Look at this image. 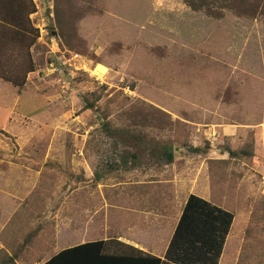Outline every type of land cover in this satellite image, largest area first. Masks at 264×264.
Listing matches in <instances>:
<instances>
[{"label":"rangeland","instance_id":"1","mask_svg":"<svg viewBox=\"0 0 264 264\" xmlns=\"http://www.w3.org/2000/svg\"><path fill=\"white\" fill-rule=\"evenodd\" d=\"M222 2L33 0L35 71L21 89L0 79V173L86 161L110 211L123 175L205 178L234 214L237 264H264V0ZM53 31L76 69L50 65Z\"/></svg>","mask_w":264,"mask_h":264},{"label":"crops","instance_id":"2","mask_svg":"<svg viewBox=\"0 0 264 264\" xmlns=\"http://www.w3.org/2000/svg\"><path fill=\"white\" fill-rule=\"evenodd\" d=\"M56 41L51 38L48 44L52 52L60 48ZM79 160L69 169L57 170L46 161L35 171L0 173L6 187L0 186V264H45L64 250L97 242L103 243L104 254L154 257L161 264H237V244L231 238L235 217L212 198L210 181L199 177L190 182L171 172L156 178L149 169L132 173L130 182L123 175L110 211L101 176L93 177L91 167ZM31 178L38 180L31 185ZM191 196L233 215L218 258L214 248L224 217L218 222L199 203L189 211V236L175 235Z\"/></svg>","mask_w":264,"mask_h":264},{"label":"trees","instance_id":"3","mask_svg":"<svg viewBox=\"0 0 264 264\" xmlns=\"http://www.w3.org/2000/svg\"><path fill=\"white\" fill-rule=\"evenodd\" d=\"M184 1L190 4L192 7H195L197 10L203 9L205 6H214V4H219L220 8H223V6L226 4L222 2L223 0ZM35 12L36 6L33 3V0H0V79H3V81L10 83L19 89L25 85L27 76L35 71L33 64L34 62L30 53L39 37L38 29L34 28L30 20V16ZM52 37H55V39L60 42L59 39L61 38L54 31L52 32ZM63 38L64 37L62 36V39ZM16 47L20 49V53L18 55L21 57V60H23L24 63H21L17 66L15 65V68L9 67V65L6 64L4 56L7 57L9 48L13 49ZM59 47L60 49L63 48L61 45H59ZM12 57L13 56L10 58L7 57L6 59L10 61ZM108 131L111 135H114V132L111 131V129H108ZM118 131V129H115L116 134ZM163 156L167 157L170 161L172 160V152L168 149H165ZM195 202L207 209L218 222L221 217H224L223 230H220L219 240L214 248L216 249L214 251V256L215 258H218L225 237L227 236L233 221L232 214L223 212L220 209L212 207L209 205V203L197 197L191 196L185 207L184 214L177 227L175 235L178 239L189 236V211ZM216 225L217 224H215V226ZM216 229L218 230L217 227ZM103 247L104 246L102 242L81 245L60 252L45 264H137L138 260L141 261L138 262L140 264H161V261L154 257L133 259L115 255H107L104 254ZM208 251L211 252V250Z\"/></svg>","mask_w":264,"mask_h":264},{"label":"built area","instance_id":"4","mask_svg":"<svg viewBox=\"0 0 264 264\" xmlns=\"http://www.w3.org/2000/svg\"><path fill=\"white\" fill-rule=\"evenodd\" d=\"M57 51L58 52L54 53V58L50 63L51 66H53L54 63H57L58 65L60 64L62 66H65L70 70L72 68H75L76 63L73 65L72 61H77L78 59H80L79 55L73 54V53L66 51V50H65L66 53H62V52H60V50H57ZM68 54H70L69 57H67Z\"/></svg>","mask_w":264,"mask_h":264},{"label":"bare ground","instance_id":"5","mask_svg":"<svg viewBox=\"0 0 264 264\" xmlns=\"http://www.w3.org/2000/svg\"><path fill=\"white\" fill-rule=\"evenodd\" d=\"M93 73L94 75H102L105 73V68L103 66L96 67Z\"/></svg>","mask_w":264,"mask_h":264},{"label":"clouds","instance_id":"6","mask_svg":"<svg viewBox=\"0 0 264 264\" xmlns=\"http://www.w3.org/2000/svg\"><path fill=\"white\" fill-rule=\"evenodd\" d=\"M53 1V0H52Z\"/></svg>","mask_w":264,"mask_h":264}]
</instances>
